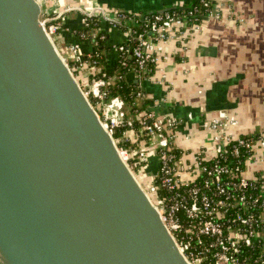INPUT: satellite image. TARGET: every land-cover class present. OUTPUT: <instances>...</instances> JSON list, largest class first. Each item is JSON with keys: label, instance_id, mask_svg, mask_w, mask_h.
<instances>
[{"label": "water", "instance_id": "obj_1", "mask_svg": "<svg viewBox=\"0 0 264 264\" xmlns=\"http://www.w3.org/2000/svg\"><path fill=\"white\" fill-rule=\"evenodd\" d=\"M38 0H0V264H189L119 157Z\"/></svg>", "mask_w": 264, "mask_h": 264}, {"label": "built area", "instance_id": "obj_2", "mask_svg": "<svg viewBox=\"0 0 264 264\" xmlns=\"http://www.w3.org/2000/svg\"><path fill=\"white\" fill-rule=\"evenodd\" d=\"M215 2L199 0V5L182 15L165 10L144 14L107 8L89 11L69 5L51 12L42 11L40 3V19L126 166L134 171L148 162L143 141L157 157L158 170L147 189L132 173L185 260L189 264H264V180L244 165L251 158L255 164L263 162L259 152L264 150V132L236 136L229 129L238 121L219 111L202 123V129L211 133L212 146L202 145L188 156L176 143L183 120L140 106L148 99L143 84L153 83L155 67L168 61L166 44L175 39L186 46L188 35L202 28V19L219 21ZM72 12L79 14V27L65 26ZM109 29L122 32L123 41L108 45ZM61 32L76 39L67 44L62 41L63 54L56 43ZM84 41L89 44L86 50ZM109 55L114 56L111 65ZM113 64L115 69L109 72ZM129 73L133 80L128 83ZM114 89L132 90L139 103L133 115ZM116 133L120 135L114 139ZM134 141L139 145L131 148Z\"/></svg>", "mask_w": 264, "mask_h": 264}, {"label": "crops", "instance_id": "obj_3", "mask_svg": "<svg viewBox=\"0 0 264 264\" xmlns=\"http://www.w3.org/2000/svg\"><path fill=\"white\" fill-rule=\"evenodd\" d=\"M38 1L51 12L69 5L89 11L107 8L113 12L144 14L189 6L194 0ZM215 1L221 19L204 18L199 32L186 38V46L175 39L169 41L164 47L168 61L155 67L153 83L143 84L148 99L140 103L142 109L183 120L176 143L188 156L202 145L212 146L211 133L202 129V123L219 111H226L238 121L229 129L236 136L264 132V0ZM64 22L67 27H79V14H68ZM60 35L65 44L76 42L75 37L66 33ZM122 41V32L109 29L108 45ZM82 44L85 50L89 48L86 41ZM109 57L111 65L114 56ZM132 76L130 73L126 76L128 83ZM259 155L261 164H255L251 158L244 165L249 173L264 180V150ZM146 166L154 175L158 170L157 157L152 156Z\"/></svg>", "mask_w": 264, "mask_h": 264}, {"label": "trees", "instance_id": "obj_4", "mask_svg": "<svg viewBox=\"0 0 264 264\" xmlns=\"http://www.w3.org/2000/svg\"><path fill=\"white\" fill-rule=\"evenodd\" d=\"M196 6V5H199V0H194L193 1V4L192 5H189V6H185V5H182V6H175V7H172V8H169V9H165V11H169V12H178L179 14H181L182 15V13L181 12H186V11H189L190 9H191V7H193V6ZM214 5H215V3H214ZM183 19V18H182ZM184 20V19H183ZM203 20V19H202ZM188 23H190V22H188ZM192 34L190 33L189 35H188V37L189 36H191ZM102 46V45H101ZM112 69H115V64H113L112 65V67L111 68H107V70L109 71V72H111V71H113ZM131 92H132V90H126V89H122V90H113V93L115 94V95H118V96H120V97H122L124 100V102H125V104L128 106V114L129 115H133V110L138 106V104H137V102H136V98H135V96L133 95V93L131 94ZM139 107V106H138ZM119 135L120 134H118V133H116L114 136H113V138L115 139V138H117V137H119ZM131 144V148H134V147H137L139 144H138V142L137 141H134V142H132V143H130Z\"/></svg>", "mask_w": 264, "mask_h": 264}, {"label": "rangeland", "instance_id": "obj_5", "mask_svg": "<svg viewBox=\"0 0 264 264\" xmlns=\"http://www.w3.org/2000/svg\"><path fill=\"white\" fill-rule=\"evenodd\" d=\"M64 6L65 5L60 6L59 9L60 10H63V7ZM41 7H42V11H44V9H45L44 6L41 5ZM59 9H57L56 11L57 12L60 11ZM62 41H63V38L61 36L56 41V43L58 44V48L59 49L61 48L60 50H62V47H61ZM63 52L64 51L62 50L61 53L63 54ZM140 144H141L142 148H144L146 150V153L148 155V160L149 161L152 160L153 151L151 149H149L150 147L147 146L144 141H143V143H140ZM146 165H147V163L145 165H143L142 167H140L139 170L138 169L137 170L135 169L134 171H132L137 176V178L140 181V184L142 185V187L144 189H147L148 185L150 184V181L152 180V173L149 172L150 169L148 170V167Z\"/></svg>", "mask_w": 264, "mask_h": 264}]
</instances>
